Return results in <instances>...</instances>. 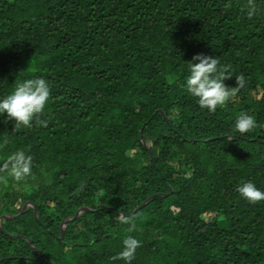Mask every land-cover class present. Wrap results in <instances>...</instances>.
Listing matches in <instances>:
<instances>
[{
    "label": "trees",
    "instance_id": "1",
    "mask_svg": "<svg viewBox=\"0 0 264 264\" xmlns=\"http://www.w3.org/2000/svg\"><path fill=\"white\" fill-rule=\"evenodd\" d=\"M255 3L249 19L247 0H0V100L27 79L51 85L47 127L15 131L0 115V166L17 150L33 156L26 181L0 184V217L35 206L2 220L0 264H127L113 259L127 235L141 242L132 264H264V201L236 190L250 181L264 192ZM200 53L230 66L229 87L246 79L214 114L185 87ZM241 112L257 123L243 135Z\"/></svg>",
    "mask_w": 264,
    "mask_h": 264
},
{
    "label": "clouds",
    "instance_id": "2",
    "mask_svg": "<svg viewBox=\"0 0 264 264\" xmlns=\"http://www.w3.org/2000/svg\"><path fill=\"white\" fill-rule=\"evenodd\" d=\"M231 7V4L225 6ZM247 16L249 19L258 12L255 0H247ZM198 61V62H197ZM189 75L185 77V87L194 97L198 98L197 103L201 109H207L215 113L218 107L226 106V103L234 99L239 91L245 87L246 79L241 75L235 76L236 86L229 87L224 81L233 77L230 66H220L217 57L205 55L203 53L194 55L188 61ZM51 85L43 77L27 79L15 84L12 94L0 100V115L7 113L8 120L15 121V131L20 128H31L33 123L38 126L47 127V121L40 117L50 99ZM257 127L254 116L241 112L235 121L233 132L241 135L252 131ZM228 141L234 137L226 136ZM7 140L4 141L6 145ZM33 168V156L26 154L24 150H17L4 160L0 166V184L7 186L9 179L14 182L26 181L30 177ZM85 184H81L77 191H83ZM237 192L248 202L256 204L264 201V192L260 191L252 182L241 183L237 187ZM115 219L123 224L129 225L126 229L128 233L137 230L135 217L126 216L123 212H118ZM123 250L113 259H122L127 264H132L135 259L137 249L141 247V242L132 235H127L123 239Z\"/></svg>",
    "mask_w": 264,
    "mask_h": 264
},
{
    "label": "water",
    "instance_id": "3",
    "mask_svg": "<svg viewBox=\"0 0 264 264\" xmlns=\"http://www.w3.org/2000/svg\"><path fill=\"white\" fill-rule=\"evenodd\" d=\"M159 195H162V194H156V195H153L151 196L142 206H140L139 208H137L134 213H136L141 207L143 206H146L149 202H151L153 199H155L157 196ZM29 207H32L33 209H35V206L33 204H27L24 206V208L22 209V211L18 214V215H15V216H11V215H3L0 217V228H1V221L4 219V218H14V217H18L19 215H22L24 214ZM87 210H90L89 208H82L78 214L76 216H71V217H68L66 219L63 220L62 222V235L60 237V239H62V236L63 234L65 233L66 231V228H67V225L69 224V222L73 221V220H76L77 218H79L85 211ZM133 215V214H132ZM36 216H37V211H36ZM0 262H2V260H0Z\"/></svg>",
    "mask_w": 264,
    "mask_h": 264
},
{
    "label": "rangeland",
    "instance_id": "4",
    "mask_svg": "<svg viewBox=\"0 0 264 264\" xmlns=\"http://www.w3.org/2000/svg\"><path fill=\"white\" fill-rule=\"evenodd\" d=\"M6 215H11V214H6ZM15 215H18V214H14V215H11V216H15ZM3 220H5V219H3ZM1 222H2V221H1ZM17 237H19V236H17ZM17 237H16V238H17Z\"/></svg>",
    "mask_w": 264,
    "mask_h": 264
}]
</instances>
